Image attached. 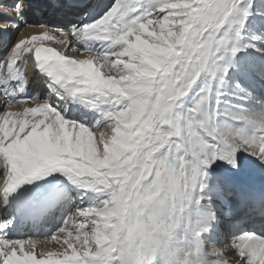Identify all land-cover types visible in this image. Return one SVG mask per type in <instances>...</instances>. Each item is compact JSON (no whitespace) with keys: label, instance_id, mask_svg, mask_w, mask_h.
I'll list each match as a JSON object with an SVG mask.
<instances>
[{"label":"snow or ice","instance_id":"obj_1","mask_svg":"<svg viewBox=\"0 0 264 264\" xmlns=\"http://www.w3.org/2000/svg\"><path fill=\"white\" fill-rule=\"evenodd\" d=\"M51 5L0 6V264H264V234L214 237L231 224L228 197L251 198L240 154L264 165V108L232 116L240 126L221 110L238 55L264 54L245 42L264 0H114L67 30L25 22L38 31L21 37L25 11ZM34 73L43 98L28 94ZM54 174L79 190L72 210L44 244L9 238L37 196L24 186Z\"/></svg>","mask_w":264,"mask_h":264},{"label":"bare ground","instance_id":"obj_2","mask_svg":"<svg viewBox=\"0 0 264 264\" xmlns=\"http://www.w3.org/2000/svg\"><path fill=\"white\" fill-rule=\"evenodd\" d=\"M25 1H27V2H25L26 5L27 4H34L37 2V0H25ZM113 2H114V0H113ZM44 12L50 13L51 15H56L57 10H53L50 6ZM35 17L36 16L32 14V11L26 10L24 13V20L28 23L31 22L33 19H35ZM50 21L51 22L55 21V19L52 18ZM35 31H38V30L34 29V28L24 27L20 32V36L23 37L25 35H30V34L34 33ZM15 32H18V31H15ZM262 34H264V28H262L260 26L259 22L250 21V23L248 25V31H247V34L245 36V42L255 44V45H257V47H260V48H264V36H262ZM14 35H15V33L13 34V36ZM253 36H261L262 38L261 39H253ZM51 42H53V41H51ZM56 46L59 47L57 44H56ZM95 47L99 48L100 45H95ZM243 61H246L249 63V66L247 68V71H248L247 74H250L256 80V82L262 81V83H264V54H261L260 52L256 51L255 49L249 47L246 51H243L238 55V57H237L238 69L237 68L232 69V71L230 72V75L228 77L229 83H227L222 89V91H224L226 93V95L223 98L224 102L221 105V110L223 112L228 113V116L222 117V120L227 122V123L235 124L236 126H240V122L233 120L231 118L232 116L239 114L241 112L251 114V113L258 112L262 108H264V99H262V101H260V102H257L256 97H254L255 94H253V92L251 91V88L244 86V80H243V77L241 76L242 71L239 70V66L241 64H243ZM233 82H239L245 89H247V92L246 93H237L235 96L232 95L233 93L237 92V90L234 88ZM33 83H34V87H35L36 83L35 82H33ZM251 83L253 84V82H251ZM248 93H251V98H248ZM194 95H195V90L193 92L189 93V96L186 98V103L189 102V104H190L192 102V97ZM262 96H263V94H262ZM241 97H245V98L242 99ZM80 111H86V110L80 109ZM68 118L74 119L75 117H73L72 113L69 112ZM91 119H94V115H91ZM240 156H241V160L243 163L242 179L248 183L252 182L254 184H259V185L263 186L264 185V165H261L258 160H255L254 158L247 156L246 154L241 153ZM218 164H219V162H218ZM55 175L60 176L61 181L65 180V178L62 174H55ZM67 183L70 184L68 181H67ZM214 183H215L214 178L210 179L209 187L211 188V186ZM90 195L91 196H88L85 200H83L82 203H85L84 207L86 205H88V203H87L88 201H91L93 199L92 202H94L97 199L96 193L91 192ZM231 198L232 197H228L229 200H231ZM216 203H217V205H219L220 202L217 201ZM60 210H61V208H60ZM54 227H55V225L52 226V228H54ZM223 231H224V229L220 230V232L222 233V234L220 233V235H218V233H214V237L217 239V241L219 243L229 244L231 242L232 235L227 237ZM51 234H52V232H50L47 235H44L42 238H40V234H37V235L31 234L30 237L21 238V239L32 238V239L37 240V241L41 242L42 244H44L45 241H47V236H50ZM46 247H53V246L51 244H46ZM38 251H39V249H38ZM232 254H233L232 252H229V255H232Z\"/></svg>","mask_w":264,"mask_h":264},{"label":"rangeland","instance_id":"obj_3","mask_svg":"<svg viewBox=\"0 0 264 264\" xmlns=\"http://www.w3.org/2000/svg\"><path fill=\"white\" fill-rule=\"evenodd\" d=\"M44 13H45V12L43 11V14H44ZM45 14H46V13H45ZM45 14H44V15H45ZM254 97H255V95H254ZM254 99H255V98H254ZM260 101H262V100H260ZM260 101H257V102H260ZM188 103H189V102H188ZM231 217H232V216H231Z\"/></svg>","mask_w":264,"mask_h":264}]
</instances>
